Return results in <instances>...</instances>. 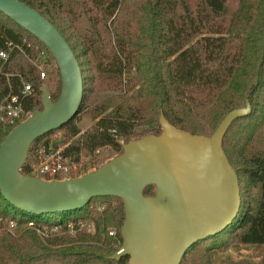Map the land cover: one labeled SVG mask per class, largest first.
I'll return each mask as SVG.
<instances>
[{
  "label": "trees",
  "instance_id": "obj_1",
  "mask_svg": "<svg viewBox=\"0 0 264 264\" xmlns=\"http://www.w3.org/2000/svg\"><path fill=\"white\" fill-rule=\"evenodd\" d=\"M20 1L58 29L80 66L79 109L56 129L64 130L67 139L75 137L64 152L82 162L78 170L101 163L103 153L110 159L109 154H120L121 138L158 135L160 113L179 130L211 137L228 112L250 104V111L236 118L222 139L238 178V214L225 230L189 247L179 264H212V251L234 243L264 247V0ZM0 51L7 53L6 59L0 56V101L19 94L28 83L35 92L25 100V108H41L43 80L51 99L57 98L60 74L51 52L1 11ZM52 64L57 70L50 69ZM125 75L128 94L121 93ZM83 111L95 122L76 136V120ZM19 122L0 121V143ZM56 130L32 142L20 169L23 174L35 176V151L48 145ZM143 194L153 195L154 185L145 186ZM96 200L107 204L96 208L94 232L67 233L66 222L86 219L87 208ZM77 213L83 216L72 217ZM42 215H57L50 222L61 225L58 234L45 240L26 228ZM42 215L18 210L0 193V264H128V256L111 258L123 244L121 198L95 197L80 210ZM10 220L18 223L14 233L7 230ZM109 227L116 236L107 235Z\"/></svg>",
  "mask_w": 264,
  "mask_h": 264
},
{
  "label": "water",
  "instance_id": "obj_2",
  "mask_svg": "<svg viewBox=\"0 0 264 264\" xmlns=\"http://www.w3.org/2000/svg\"><path fill=\"white\" fill-rule=\"evenodd\" d=\"M0 11L38 38L60 74L52 100L46 87L41 108L20 121L0 143V193L20 211L42 215L80 210L95 197L123 200V244L112 259L128 264H179L194 243L225 230L237 216L240 190L222 139L250 104L226 114L211 137L172 126L160 113L161 132L122 143V152L77 178L44 180L20 169L32 142L69 122L83 93L80 66L68 42L40 12L20 0H0ZM154 185V194L143 189Z\"/></svg>",
  "mask_w": 264,
  "mask_h": 264
},
{
  "label": "built area",
  "instance_id": "obj_3",
  "mask_svg": "<svg viewBox=\"0 0 264 264\" xmlns=\"http://www.w3.org/2000/svg\"><path fill=\"white\" fill-rule=\"evenodd\" d=\"M40 55L45 58V53L43 50L40 51ZM0 56L4 59L7 57V53L0 51ZM46 61V60H44ZM39 66L40 76L45 77L46 71L43 66ZM48 66V64H47ZM34 88L26 83L23 84L22 89L19 94H9L0 101V121L4 124L12 121H23L27 118L31 112L25 108V100L28 97L34 96ZM35 156L37 158L38 164L34 168V175L40 177L44 180H54L57 179L59 175L67 177L68 173L72 170H76L82 167V162H74L70 155L64 152V147H55L52 142L48 143L46 146L37 148L35 151ZM105 206H98L99 209H103ZM18 223L15 220H10L7 230L10 233H14L17 228ZM27 227L34 230L37 235L45 240L53 235L58 234L61 229V225L49 223H35L28 222ZM65 230L71 235H75L79 231H85L87 233L94 232V225L90 218H79L77 220H68L65 224ZM110 237L116 236V231L114 229H108L107 231ZM122 246H119L116 251L120 250Z\"/></svg>",
  "mask_w": 264,
  "mask_h": 264
},
{
  "label": "rangeland",
  "instance_id": "obj_4",
  "mask_svg": "<svg viewBox=\"0 0 264 264\" xmlns=\"http://www.w3.org/2000/svg\"><path fill=\"white\" fill-rule=\"evenodd\" d=\"M52 66H53V64H52ZM50 69L51 70H57L56 66H53ZM125 79H126V75H125V78L123 77V81H122V83H123L122 90H121L122 94L130 93V92H125L126 91L125 86H124ZM46 84H47V82L45 80H43L40 85L46 86ZM84 113H85L84 111L81 112L79 114V119L76 120V124L80 128V132L76 136L85 132L95 122V120H92L91 118H89ZM31 114H32V112H31ZM64 135H65L64 130H56V131L52 132L51 135L49 136L50 142L55 143L59 147L62 148V147H65L68 143H70L75 138V137H73V138L67 139L66 136H64ZM63 141H64V143H62ZM126 141H127L126 139H123V138L120 139L121 143H125ZM103 155H104V158L102 159L103 161L99 164H102L103 162H106L107 160L110 159V158H108L106 153H103ZM109 155H111V157H114L116 154L112 153ZM99 164H95V165H93L87 169H83V170H78L80 168L79 167L76 170H72V172H73L72 176L67 175V177H69V178L73 177L74 178V177H76V174L84 175L87 172L93 171L95 169V167ZM34 170L35 169H33V174H34ZM67 177H65L63 179H66ZM103 204L105 206L107 203H104V202L101 203V201L96 200V201L92 202V204L87 208V211H89V213L87 214L86 218H90L92 220V223L94 225V230H95V221H96V218L98 216V212H97L98 210L96 208L100 205H103ZM96 205H98V206H96ZM73 216L81 217L83 215H82V213H77L75 215H72V217ZM56 218H57V215H42V216L38 217L37 221H39V222H50L52 220H55ZM26 228H28L27 225H26ZM28 229H31V228H28ZM109 229H114V227H109ZM106 231H108V228L106 229ZM36 235H37V233H36ZM107 235H108V233H107ZM263 260H264V247H255L253 245H241V244L234 243V244H231L224 249L217 248L211 252L212 264H260Z\"/></svg>",
  "mask_w": 264,
  "mask_h": 264
}]
</instances>
